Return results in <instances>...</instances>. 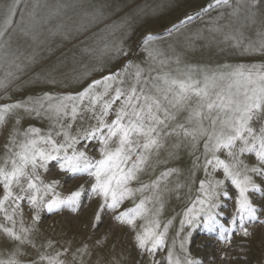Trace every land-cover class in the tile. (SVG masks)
<instances>
[{"label": "snow or ice", "instance_id": "6c2138e0", "mask_svg": "<svg viewBox=\"0 0 264 264\" xmlns=\"http://www.w3.org/2000/svg\"><path fill=\"white\" fill-rule=\"evenodd\" d=\"M41 8L40 0L0 5V67L6 68L0 92L7 101L0 103V136L5 137L0 264H202L188 249L201 225L226 243L234 234L251 237L250 226H264V61L190 64L172 45L162 47L159 34L149 33L142 41L143 61L125 59L78 91H41L12 100L9 89L14 84L19 88L24 69L37 63L17 41L36 39ZM212 11L217 15L211 16ZM258 15L264 18V0H210L166 32L171 37L208 16L204 31L211 39L219 34L241 56L264 57V19L254 37L244 30L257 24ZM85 16L96 19L103 11ZM225 18L240 22L239 27L221 24ZM130 29L127 20L100 29L95 46L83 49L96 66L72 78L88 81L93 71L103 72L111 62L127 58ZM187 43L191 45L190 38ZM54 71L35 73L27 83L56 85ZM26 117L47 120L48 126L22 128ZM185 152L191 166L183 181L173 182L184 170L169 165ZM53 168L68 179L88 180L64 193L59 179L47 178ZM185 188L188 203L178 214L179 227L169 244L176 217L162 220V214L168 197ZM93 199L99 202L84 227L94 234L111 215L133 233L134 261L120 253L104 254L108 233L94 243L89 236L78 246L42 233L45 215L78 214ZM226 199L234 201L227 224L221 219ZM129 201L131 207L125 206Z\"/></svg>", "mask_w": 264, "mask_h": 264}, {"label": "rangeland", "instance_id": "374dc122", "mask_svg": "<svg viewBox=\"0 0 264 264\" xmlns=\"http://www.w3.org/2000/svg\"><path fill=\"white\" fill-rule=\"evenodd\" d=\"M5 2L6 0H0V5ZM209 2L210 0H40L42 19L35 30L36 39L21 37L17 41L25 55L36 56L37 63L24 69L21 76V81L24 83L17 81V84H21V86L17 88L14 84L9 89V95L12 100H18L41 91H78L92 78H99L107 71L120 67L125 59L136 62L143 61L145 54L141 50L142 41L149 33L159 34L162 37V47L172 45L176 52L183 54V60L190 64L215 66L226 63H259L264 61V57L258 54L241 56L238 50L223 43V37L219 34H213L216 39H211L209 33L204 31L209 22L208 16L188 24L180 33H173L171 37L167 35L166 30L171 28L173 24L178 23L185 15L199 11ZM27 3L31 4L32 0H27ZM57 9L59 10L57 11ZM96 9L103 11L102 17L93 19L91 16H85V13H92ZM218 11L227 13L229 10L220 9ZM216 15L217 11L211 12V16ZM261 19L264 18L258 15L257 24L245 27L244 30L247 35L254 37L255 31L262 26ZM124 20H127L131 25L126 41L129 56L121 58L118 62H111L104 68L103 72L93 71L88 81L77 83L72 78L76 73L91 71L96 66L93 60L83 54V49L87 46H95V37L101 34L100 29L113 23L119 24ZM220 23L225 25L231 23L234 27H239L240 24V22L234 19L230 21L228 18L221 20ZM197 32L201 33L200 37L196 36ZM189 38L192 41L190 46L187 43ZM52 69H55L53 75L59 81L56 85H48L42 82L39 84L27 83L28 79L35 73H43ZM5 71V67H0V78H3ZM4 102L7 101L4 99L3 92H0V103ZM29 124L47 128L48 121L26 117L22 121L21 127H27ZM4 142L5 137L0 136V155H3ZM191 160L192 158L185 152L182 153L179 161L169 165L184 170L180 176L171 178L173 182L177 179L183 181L186 178ZM202 175V173H197L198 178H202ZM47 178L59 179L61 181L59 190L64 193L74 190L79 184L88 180V177L68 179L56 168L47 174ZM143 178L147 179L148 177ZM187 192L188 190L185 188L180 191L179 196L172 193L168 197L165 211L162 214V220L172 216L176 217L169 230V244L179 227L181 216L178 214L188 203ZM192 195H195V185ZM98 202V199L88 201L78 214L64 210L55 215H45L41 223L42 233L46 237L61 242L71 239L74 246H78L89 236H91L89 243H94L96 239L108 233V240L103 249L104 254L120 253L124 256H130L134 261L137 258V251L134 246L133 233L127 227L115 224L111 215L105 217L104 223L94 234L90 228L84 227L89 222ZM125 206L131 207V202H126ZM233 210L234 201L226 199L221 209L225 213L221 218L225 224L228 223ZM250 231L253 233L251 237L245 239L234 234L231 242L226 243L217 239L216 233L208 232L201 225L193 231L188 249L191 257L200 260L202 264H264V226H250ZM113 245H115L114 248ZM159 255L163 256L164 253Z\"/></svg>", "mask_w": 264, "mask_h": 264}, {"label": "bare ground", "instance_id": "6f19581e", "mask_svg": "<svg viewBox=\"0 0 264 264\" xmlns=\"http://www.w3.org/2000/svg\"><path fill=\"white\" fill-rule=\"evenodd\" d=\"M259 234V233H258ZM257 253V252H256Z\"/></svg>", "mask_w": 264, "mask_h": 264}]
</instances>
